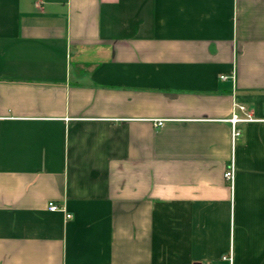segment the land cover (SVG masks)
<instances>
[{
  "label": "crops",
  "instance_id": "obj_1",
  "mask_svg": "<svg viewBox=\"0 0 264 264\" xmlns=\"http://www.w3.org/2000/svg\"><path fill=\"white\" fill-rule=\"evenodd\" d=\"M234 102L264 114V0H0V264H264Z\"/></svg>",
  "mask_w": 264,
  "mask_h": 264
},
{
  "label": "built area",
  "instance_id": "obj_2",
  "mask_svg": "<svg viewBox=\"0 0 264 264\" xmlns=\"http://www.w3.org/2000/svg\"><path fill=\"white\" fill-rule=\"evenodd\" d=\"M221 77H225V75H221ZM233 107L234 110L231 113V116L228 118L232 126V140H234L236 136L240 134V131L237 128V124L239 122L252 121V120L264 121V114L261 117H256L248 111L247 107L244 104L234 102ZM237 109L240 111V113L237 112ZM158 123H161V121H159ZM234 175H235V167L233 162L231 161L228 168L224 172V177L232 184L234 180ZM48 208L51 210H55V209L63 210V208H60L53 200H50L48 202ZM65 216L66 218H70L72 217V213L66 212Z\"/></svg>",
  "mask_w": 264,
  "mask_h": 264
}]
</instances>
